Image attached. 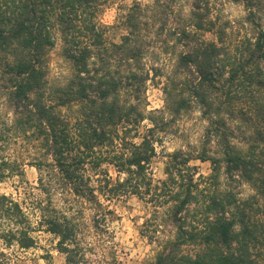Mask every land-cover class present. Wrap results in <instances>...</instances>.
<instances>
[{
  "label": "trees",
  "instance_id": "16d2710c",
  "mask_svg": "<svg viewBox=\"0 0 264 264\" xmlns=\"http://www.w3.org/2000/svg\"><path fill=\"white\" fill-rule=\"evenodd\" d=\"M188 1L183 14L177 0H134L106 26L115 0H0V184L36 170L38 223L64 264H93L99 233L114 246L109 203L123 197L146 211L145 264H264V0ZM223 1L245 15L226 19ZM56 42L71 74L52 86ZM153 56L173 66L148 68ZM156 78L164 106L147 112ZM194 109L207 123L202 141L165 154L154 179L162 133ZM31 231L20 203L0 194L2 244L29 249Z\"/></svg>",
  "mask_w": 264,
  "mask_h": 264
},
{
  "label": "rangeland",
  "instance_id": "374dc122",
  "mask_svg": "<svg viewBox=\"0 0 264 264\" xmlns=\"http://www.w3.org/2000/svg\"><path fill=\"white\" fill-rule=\"evenodd\" d=\"M134 0H115L109 4L102 12L100 21L106 26L115 24L118 18V8L128 6ZM141 5L150 4L152 0H137ZM240 6L232 4L228 1H223L221 10L223 16L228 20H237L231 16V12L235 11L236 7ZM241 7V6H240ZM177 9L183 14L189 11L188 0H177ZM230 9V11H229ZM241 11H243L241 7ZM110 14V15H108ZM119 30L116 27L109 29L107 34L108 40H117ZM146 66H161L169 70L173 66V60L167 56L156 59L155 56L148 57L145 60ZM49 73L48 82L52 86L62 85L70 77L71 69L69 63L61 56L60 44L56 42L50 52L49 57ZM163 79L156 78L153 82L147 83L146 101L147 112L161 110L164 106V96L161 90ZM144 125H148L147 122ZM207 123L201 118L197 109L192 110L186 115H183L174 124H170L161 135V143L156 146V157L151 164V174L154 179H162L164 156L167 153L175 150H188L196 148L202 141L204 129ZM191 165L196 168L197 175L207 176L210 172V167L207 162L201 163L198 161L191 162ZM23 175L21 177L10 178L0 184V194L10 195L14 200H17L27 216V220L31 224V232L29 233L33 239V246L29 249H20L15 245L14 251H8L12 248L5 247L0 241V264H64V256L56 250V238L44 231V228L38 223L39 212L36 209V203L42 200V195L36 190L37 172L30 165H25L22 168ZM114 173L113 169H109V173ZM113 178L114 175H111ZM239 196L244 198L251 194V190L247 185H242L238 188ZM109 208L113 211V221L108 224L112 234V242L114 246L109 245L100 240H105L104 233H99L97 237L89 239L99 241L95 250L93 264H100V259L111 260L116 258L115 264H145L146 260L151 255V247L139 235V227L145 215V208L136 198L123 197L119 200H114L109 203ZM38 218L33 225L31 218ZM106 264V263H104ZM113 264V263H112Z\"/></svg>",
  "mask_w": 264,
  "mask_h": 264
},
{
  "label": "clouds",
  "instance_id": "9594fccd",
  "mask_svg": "<svg viewBox=\"0 0 264 264\" xmlns=\"http://www.w3.org/2000/svg\"><path fill=\"white\" fill-rule=\"evenodd\" d=\"M229 11H230V9H229ZM108 15H110V14H108ZM244 15H245V12L244 11H241V7L240 6H237L236 9H235V11H232L231 12V16L232 17H235V18H239V17H242ZM103 167H105V165H101V168H103ZM109 174L110 175H114V173H112V172H110ZM119 178L120 179H123V175H121ZM14 180H15V177H13V181ZM66 215H67V213H66ZM37 218H38V216L36 218H31L33 225L35 224V220ZM14 250H15V242H13L12 248L11 249H8V251H14Z\"/></svg>",
  "mask_w": 264,
  "mask_h": 264
}]
</instances>
